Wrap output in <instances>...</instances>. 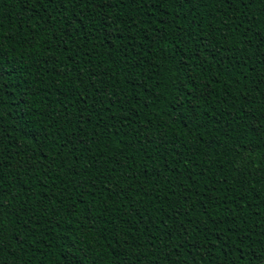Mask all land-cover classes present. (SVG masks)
Instances as JSON below:
<instances>
[{
	"label": "trees",
	"instance_id": "trees-1",
	"mask_svg": "<svg viewBox=\"0 0 264 264\" xmlns=\"http://www.w3.org/2000/svg\"><path fill=\"white\" fill-rule=\"evenodd\" d=\"M95 2L0 0V264H259L264 0Z\"/></svg>",
	"mask_w": 264,
	"mask_h": 264
},
{
	"label": "snow or ice",
	"instance_id": "snow-or-ice-1",
	"mask_svg": "<svg viewBox=\"0 0 264 264\" xmlns=\"http://www.w3.org/2000/svg\"><path fill=\"white\" fill-rule=\"evenodd\" d=\"M70 3H72L73 7H76V5L80 2V0H69ZM86 7L91 4L93 2V0H84ZM115 2L117 4H124L126 2V0H96L95 2V7L97 8H104V7H111L112 3ZM128 3H136L138 4V6L140 8H143V17L144 19H141L139 21L140 25L142 26V29L145 32L144 35L141 36V39H151V41L153 43H156L158 41L162 40V37L165 35V33H162L160 31L161 28L164 27V21L163 18H161L160 22H157V26L149 29L147 27V25L149 23H151V21L148 19L149 13L152 9H160L162 5L167 4L170 7H182L184 4L188 3V0H127ZM223 2L227 3L228 0H223ZM59 6V5H58ZM73 16H75V13H72ZM80 15L83 16L84 13L83 11L80 12ZM95 18L98 21L99 27L101 29L104 30H108L109 28H111L110 25H105L104 23V18L100 13H96L95 14ZM73 25H77L79 24L80 28L84 27L83 21L80 20H73ZM92 25H89V34H91V30H92ZM137 25L136 22L134 21L132 24L129 25L130 29H136ZM75 30L73 27H70L68 29L69 32ZM112 32H119V29H111V31H109V35L108 36H104L102 37V43L105 40L108 39H119L120 37L118 36H112ZM130 38H134V37H130ZM95 39V38H94ZM201 50L203 49V45H200ZM196 55V49L193 48L191 50V53L188 56H182L179 57L177 62H176V66L173 69L174 75H173V83H172V87L175 89L177 95L174 97L175 101H176V107L180 108L183 105V100L181 99V95H182V88L180 87V84L184 83V80L181 79V77L184 75L185 72H189L191 71V69L189 67H187V61L192 60ZM175 81H179L180 84L175 83ZM190 83V80H189ZM191 96V93H189V97ZM81 100L86 99L85 97H81ZM101 103H103V101H101ZM177 120H185L186 122L184 123V127L187 128L189 124L192 123L193 120L197 119V117L195 116V113L193 111L192 115H186L181 117L179 113H177L176 116ZM79 131L81 133H83V136H75L73 137L72 133L68 134V138L62 143V147L64 148H68L69 145H74V144H83L85 142V137L88 136V132L84 131L83 126H81L79 128ZM91 130H89L90 132ZM74 149L69 148V152L66 155H70L71 152ZM59 155V153H58ZM64 162V158H61L60 163L63 164ZM223 222V221H221ZM181 227H183L181 225ZM199 251V249H198ZM241 259H243V256L240 257ZM66 264H73V261L71 260V258L68 259V261L66 262ZM259 264H264V259H261Z\"/></svg>",
	"mask_w": 264,
	"mask_h": 264
}]
</instances>
